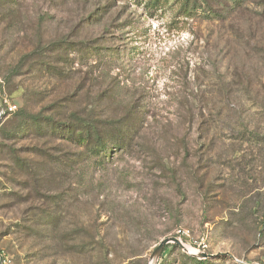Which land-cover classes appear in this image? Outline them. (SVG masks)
Instances as JSON below:
<instances>
[{"label": "rangeland", "instance_id": "1", "mask_svg": "<svg viewBox=\"0 0 264 264\" xmlns=\"http://www.w3.org/2000/svg\"><path fill=\"white\" fill-rule=\"evenodd\" d=\"M185 2L4 1L0 128L25 108L65 122L133 112L137 129L104 163L65 138L15 144L39 147L21 153L38 175L0 197L3 264H264V0L208 18ZM183 228L213 256L169 242L152 258Z\"/></svg>", "mask_w": 264, "mask_h": 264}, {"label": "trees", "instance_id": "2", "mask_svg": "<svg viewBox=\"0 0 264 264\" xmlns=\"http://www.w3.org/2000/svg\"><path fill=\"white\" fill-rule=\"evenodd\" d=\"M5 0H0V7L4 6ZM243 0H186V7L189 6V11L193 15H198L203 18L216 17V9L213 4H219L223 12H228L230 7L241 5ZM191 3V5H190ZM45 46L43 49H46ZM54 48V46H53ZM42 49V50H43ZM100 49L105 50V45ZM92 55L100 52L91 53ZM118 59L117 52H110V58ZM27 60V55L23 56ZM45 66L46 63L44 64ZM46 69V68H45ZM40 71H42L40 69ZM9 113V112H8ZM133 112H127L125 117L108 118L103 121H96L90 114L79 116L73 113V117L65 122L56 119L54 115L46 112H31L22 108L15 116L13 124L2 126L0 128L1 137L6 142L0 143V154L5 159L14 163L16 169L10 168V172L0 170V197L13 193V187L9 184L19 182L17 177L20 175L36 178L38 175L35 167L30 164L26 158H22L21 153L30 152L40 154L38 146H21L15 147L17 142L23 140L29 141H44L51 138H65L72 144L83 148L81 158L88 159L91 156L99 157V162L104 163L105 158L112 156L115 151L126 148L133 140L136 131V120L132 117ZM1 160V159H0ZM10 182V183H9ZM27 185L24 186L26 188ZM14 194V193H13ZM55 217L50 216L47 223H39L42 228H47L50 224H55ZM44 230V229H42ZM168 247V246H167ZM167 247L164 249L166 250ZM1 255V253H0ZM197 264H212L208 259H198L191 257Z\"/></svg>", "mask_w": 264, "mask_h": 264}, {"label": "water", "instance_id": "3", "mask_svg": "<svg viewBox=\"0 0 264 264\" xmlns=\"http://www.w3.org/2000/svg\"><path fill=\"white\" fill-rule=\"evenodd\" d=\"M2 110V106L0 105V111ZM169 242H174V243H177L179 244L184 250L188 251L189 253H192L194 255H198L200 258H207V257H210V256H213L212 254H208L207 252L205 251H200V252H192L191 250L188 249V247H186L184 245V243L178 238V237H171V238H166V239H163L160 244L156 247V249L154 250V252L152 253V258H158L164 248H165V245ZM225 254L231 256L232 258L236 259L238 262H240L241 264H248L242 260H239L237 259L233 254L229 253V252H226ZM0 264H3V261H2V258L0 256Z\"/></svg>", "mask_w": 264, "mask_h": 264}, {"label": "built area", "instance_id": "4", "mask_svg": "<svg viewBox=\"0 0 264 264\" xmlns=\"http://www.w3.org/2000/svg\"><path fill=\"white\" fill-rule=\"evenodd\" d=\"M15 107L14 106H9V110H13ZM189 235V229L183 228V229H179L177 231V237L182 241V237H185ZM183 242V241H182ZM184 243V242H183ZM185 245V244H184ZM194 248V247H193ZM203 248H205V246L203 245ZM188 249L190 250V248L188 247ZM196 249V248H195ZM192 251V250H191ZM192 252H200V248L196 249V251H192Z\"/></svg>", "mask_w": 264, "mask_h": 264}]
</instances>
